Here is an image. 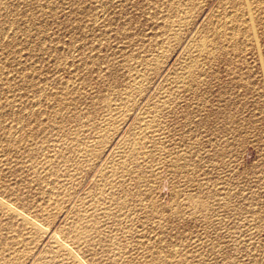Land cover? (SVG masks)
Masks as SVG:
<instances>
[{
  "label": "rangeland",
  "instance_id": "1",
  "mask_svg": "<svg viewBox=\"0 0 264 264\" xmlns=\"http://www.w3.org/2000/svg\"><path fill=\"white\" fill-rule=\"evenodd\" d=\"M0 264H264V0H0Z\"/></svg>",
  "mask_w": 264,
  "mask_h": 264
},
{
  "label": "bare ground",
  "instance_id": "2",
  "mask_svg": "<svg viewBox=\"0 0 264 264\" xmlns=\"http://www.w3.org/2000/svg\"><path fill=\"white\" fill-rule=\"evenodd\" d=\"M247 6H248V4H247ZM251 21V20H250Z\"/></svg>",
  "mask_w": 264,
  "mask_h": 264
}]
</instances>
